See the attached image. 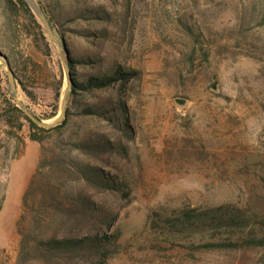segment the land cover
I'll use <instances>...</instances> for the list:
<instances>
[{"label": "rangeland", "instance_id": "obj_1", "mask_svg": "<svg viewBox=\"0 0 264 264\" xmlns=\"http://www.w3.org/2000/svg\"><path fill=\"white\" fill-rule=\"evenodd\" d=\"M41 1L57 11L63 6L68 13L105 10L112 16L109 22L66 23L62 38L73 51L102 56L106 61L102 69L116 65L138 72L124 86L95 93L81 106L121 104L127 109V121L75 115L60 137L88 133L114 141L124 151L118 149L105 156L108 161L95 162L117 177L121 190L92 191L115 216V224L106 231L112 233L115 226L121 231L117 246L104 254L75 255L60 263L264 264V250L198 251V245L226 238L172 234L152 222L156 214L166 218L184 207L224 204L264 219V0ZM187 27L200 39L198 44ZM76 29L106 30V35L90 43L73 32ZM0 51L9 57L18 80L13 59L34 54L46 62L51 78L62 80L60 100L45 85L30 88L27 96L17 81L19 99L52 123L67 88L59 51L56 47L52 55L43 56L29 38L15 34L4 0H0ZM5 94L11 98L7 69L0 62V250L15 264L20 243L17 222L41 147L29 139L27 125L15 132L20 138L8 133L13 128L2 118ZM66 225L65 221L61 232ZM41 264L55 263L42 259Z\"/></svg>", "mask_w": 264, "mask_h": 264}, {"label": "trees", "instance_id": "obj_2", "mask_svg": "<svg viewBox=\"0 0 264 264\" xmlns=\"http://www.w3.org/2000/svg\"><path fill=\"white\" fill-rule=\"evenodd\" d=\"M4 1L9 19L15 25V34L29 38L41 55H52L56 46L26 2ZM38 1L57 38L66 49L73 91L65 119L50 130L34 124L8 94L4 95L5 112L2 118L6 126L13 128L8 133L14 138H20L15 132L23 131L27 125L29 139L41 147L39 163L23 198V212L17 222L20 243L15 264H41L42 259L64 264L60 262L67 257L80 255L86 258L104 254L117 246L121 231L116 226L112 233L108 234L106 231L115 224V216L95 198L92 191L105 193L121 190L123 184L117 181V177L102 170L95 162L108 161L105 156L114 154L118 149L124 151L114 141L88 133L72 139L61 140L60 137L70 128L75 115L108 122H115L117 119L127 121V109L121 104L81 106L83 100L95 93L107 92L119 84L124 86L138 72L116 65L102 69V65L106 63L102 56L73 51L62 38L63 31L68 30L65 29L66 23L80 20L90 25L109 22L112 16L105 10L83 8L68 13L63 6H57V11L41 0ZM186 29L198 44L200 39L195 32L189 27ZM73 32L90 43L106 35V30L98 32L76 29ZM3 55L10 62L9 57L4 53ZM13 60L19 71L17 81L27 96L31 95L30 88L45 85L52 88L60 100L63 82L61 79L57 81V77L53 75L51 78V71L38 54L28 56L27 59L21 55L18 61ZM97 68H101V72L93 73ZM125 127L128 133V125L125 124ZM1 210L2 205L0 213ZM155 217L153 224L172 234L226 238L222 243L198 245L195 247L198 251L264 250V219L235 205L184 207L174 211L169 217L161 218L157 214ZM65 221L67 225L61 232ZM0 264H10L5 250H0Z\"/></svg>", "mask_w": 264, "mask_h": 264}, {"label": "water", "instance_id": "obj_3", "mask_svg": "<svg viewBox=\"0 0 264 264\" xmlns=\"http://www.w3.org/2000/svg\"><path fill=\"white\" fill-rule=\"evenodd\" d=\"M26 4L29 6L33 14L36 16V18L41 23L42 27L46 31L47 35L49 36L52 43L57 47L62 63L63 70L65 72L66 78H67V88L66 92L62 98L61 107H60V114L59 116L52 122L47 123L41 119H39L28 107L27 105L22 102L18 97V90H17V79L16 75L11 67V64L7 57L3 55V53L0 51V62L5 64L8 74V84H9V94L11 98L15 101L17 106L24 112V114L37 126L44 128V129H53L56 126H58L60 123L63 122L66 116L67 107L70 103L71 96H72V83H71V76H70V66H69V60L66 53V49L64 45L59 41L57 38L51 23L46 16L45 12L41 8V6L35 1V0H24Z\"/></svg>", "mask_w": 264, "mask_h": 264}]
</instances>
